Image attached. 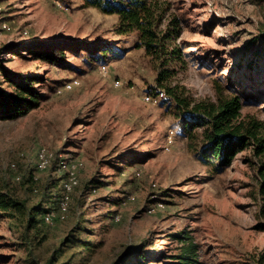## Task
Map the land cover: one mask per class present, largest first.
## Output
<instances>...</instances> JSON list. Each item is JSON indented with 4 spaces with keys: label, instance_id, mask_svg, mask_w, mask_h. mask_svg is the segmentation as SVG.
Returning <instances> with one entry per match:
<instances>
[{
    "label": "rangeland",
    "instance_id": "1",
    "mask_svg": "<svg viewBox=\"0 0 264 264\" xmlns=\"http://www.w3.org/2000/svg\"><path fill=\"white\" fill-rule=\"evenodd\" d=\"M56 1L0 0V21L11 26L0 28V86L12 90L4 70L34 72L50 82L38 85L45 97L37 108L0 119V182L31 204L50 184L52 201L45 205L55 210L53 222L41 221L38 233L32 231L31 244L0 216V264H136L129 256L135 252L149 256V264H167L160 256L177 252L175 234L183 231L200 244V264H264V201L257 193L264 157L247 148L229 167L210 171L175 127L174 112L144 99L159 84L151 56L136 45L138 34L118 33L116 14L80 0ZM173 17L178 21L169 23ZM167 24L178 28L171 44L182 51V59L170 63L175 74L168 84L200 101L215 100L219 84L236 83L253 98L244 114L264 124V0H170L160 28ZM85 40L108 42L112 51L91 63L83 53L70 54L68 66H57L25 50ZM72 77L80 85L56 93ZM43 147L82 162L64 212L57 200L66 174L53 164L37 169ZM124 158L133 160L123 165ZM71 232L95 245L90 260L62 245Z\"/></svg>",
    "mask_w": 264,
    "mask_h": 264
},
{
    "label": "trees",
    "instance_id": "2",
    "mask_svg": "<svg viewBox=\"0 0 264 264\" xmlns=\"http://www.w3.org/2000/svg\"><path fill=\"white\" fill-rule=\"evenodd\" d=\"M63 1L69 3L71 0ZM80 1L104 13L116 14L118 33L138 34L136 45L143 47L151 56V63L157 70L156 81L159 87L153 88L154 95L157 96L159 88L165 91V95L158 98L157 105L166 106V109L174 112L177 119L175 127H180L184 131L190 149L207 164L210 171L219 172L229 167L236 154L247 148H252L254 156L264 157V124L258 118L244 114V106L253 98L238 90L236 83L231 82L226 86L219 84L215 100L200 101L193 100L186 94L184 87L168 84L167 80L175 74L170 63L182 59L180 46L171 44L178 28H171L169 24L164 29L160 28L169 9L170 0ZM176 21H178L176 17H173L169 23L173 24ZM25 50L31 53L34 60L68 66L71 63L70 54L83 53L82 55L86 56L90 63L97 60L105 61L112 47L108 42L93 43L85 40L82 43L66 41L43 47H27ZM12 51L20 53V49ZM4 71L12 90L7 91L0 86V119H17L39 106L45 93L38 85L46 84L48 79L34 72L19 76ZM46 85L50 87V82L48 81ZM59 160L60 153H55L51 162L55 170ZM132 160L124 158L123 165H128ZM262 162L263 164L258 168L257 193L264 201V160ZM111 164L116 167L114 163ZM17 175L21 174L17 173L15 178ZM17 181L23 182V176L21 175V179ZM31 189L35 194L41 191L36 184H33ZM50 191L51 185L46 184L42 199L31 204L26 198L19 196L9 184L0 182V216L14 222L13 224L21 231L22 239L26 241L24 243L31 244L37 237L32 231L38 233V225L41 221L45 222L43 215L46 210L51 209L45 205L46 201H52L49 198ZM60 197L57 200L59 203ZM175 237L181 246L177 252L169 256L161 255V260L166 259L167 264H200V244L194 237L185 231L176 233ZM62 245L78 248L82 260H90L95 246L86 240H81L73 232L65 238ZM129 256L135 259L136 264H149L151 261L149 256H145L142 252L130 253ZM123 261L128 263L129 260ZM62 264H70V262L65 261Z\"/></svg>",
    "mask_w": 264,
    "mask_h": 264
},
{
    "label": "built area",
    "instance_id": "3",
    "mask_svg": "<svg viewBox=\"0 0 264 264\" xmlns=\"http://www.w3.org/2000/svg\"><path fill=\"white\" fill-rule=\"evenodd\" d=\"M56 3L62 6L58 0L56 1ZM0 9H2L1 5H0ZM0 28L10 29L11 26L7 22L2 23L0 21ZM99 71L103 75L108 74V71H109L108 64L106 63L100 64ZM120 83H121L120 81L116 82L117 85H120ZM78 85H80V79L78 77H72L66 80L60 86H58L56 88V93L61 94L64 91L72 90ZM164 95H165V91L162 88H159L157 96L150 92H147L144 95V99L149 103L157 104L158 98L163 97ZM171 131L173 132V129ZM171 140H172V135L169 136V141ZM53 157H54V154L50 152L47 148L45 147L40 148L37 154V162H36L37 169L45 170L49 168ZM81 166H82L81 160L73 158V157H66L63 154H60V160L57 165V170L63 171L66 174V177L63 179V194L60 197V203H59L60 210L63 212L67 210L68 208V204H69L72 191L79 184V178H78L77 171L79 168H81ZM12 167H15L14 163H12ZM16 179L20 180L21 175H17ZM43 216H44V221L46 223H51L53 222L55 218V210L54 209L46 210ZM116 217L118 218V216Z\"/></svg>",
    "mask_w": 264,
    "mask_h": 264
}]
</instances>
